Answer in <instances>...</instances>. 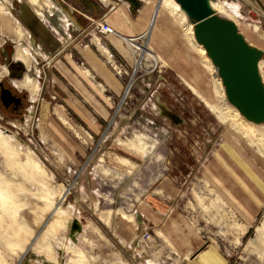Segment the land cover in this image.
Masks as SVG:
<instances>
[{"label":"rangeland","instance_id":"rangeland-1","mask_svg":"<svg viewBox=\"0 0 264 264\" xmlns=\"http://www.w3.org/2000/svg\"><path fill=\"white\" fill-rule=\"evenodd\" d=\"M46 1L42 19L30 0H0V11L4 7L28 33L30 41H20L33 54L29 67L17 60L16 29L3 32L0 23V81L7 79L27 100L21 115L0 106V129L11 145L20 144L5 151L0 142V264H204L215 252L221 264H264V179L258 173L264 175V138L255 146L233 133L231 120H220L217 112L233 106L217 87L215 66L203 62L189 34L169 14L161 19L162 31L147 29L158 0H140L142 8L124 0ZM119 1L123 5H115ZM226 1L229 10L216 13L239 22L245 39L264 50V0ZM111 2L112 18L121 7L127 29L145 28L124 35L110 20L111 36L122 51L125 43L130 63L112 60L95 27L107 12L99 5ZM127 6L141 14L132 19ZM90 32L124 83L109 118L98 119V132L96 122L89 121L92 130L64 102L52 79L51 55L68 52L78 38L87 41ZM122 35L135 38L132 44L143 51ZM9 61L23 63L20 72L12 76ZM188 62L204 70L205 83L199 76L186 79ZM24 73L41 86L34 100L12 82ZM28 154L45 173L37 175L26 164ZM247 186L257 189L254 199ZM123 215L132 216L129 225ZM73 219L79 229L72 230Z\"/></svg>","mask_w":264,"mask_h":264},{"label":"water","instance_id":"water-1","mask_svg":"<svg viewBox=\"0 0 264 264\" xmlns=\"http://www.w3.org/2000/svg\"><path fill=\"white\" fill-rule=\"evenodd\" d=\"M124 1L135 7L140 5V0ZM175 1L193 24L195 40L203 45L215 66L227 101L247 121L264 123V82L259 71L264 50L251 45L235 22L217 14L211 7L213 0ZM0 85L1 104L7 107L12 102L17 103L18 98L11 90ZM71 228H80L77 219H73Z\"/></svg>","mask_w":264,"mask_h":264},{"label":"crops","instance_id":"crops-1","mask_svg":"<svg viewBox=\"0 0 264 264\" xmlns=\"http://www.w3.org/2000/svg\"><path fill=\"white\" fill-rule=\"evenodd\" d=\"M112 2L107 4L104 3V5L102 3V5H99V8L101 10L103 8L107 10L106 15L104 16L107 24L111 22L110 20L113 21V18L111 16V11L113 9ZM119 4L123 5V3L120 1L118 3L115 2V5ZM140 7L142 8V5ZM129 8L130 7L127 6L126 11L132 19H136L141 14L139 11L138 14L134 15V12L131 10V8ZM143 20L144 19L142 18L141 21ZM109 25L113 27L111 23ZM160 25L159 27H161ZM124 27L125 26L123 25L120 26L119 29H117L119 33L124 35H134L136 33L138 34L142 32L143 29H145L143 28L139 29L138 31H133L130 27L128 29L127 27ZM124 29L128 31H125ZM12 30L14 29L12 28ZM88 31L89 30H84L83 35L85 36V33H87ZM95 34L98 35L97 33ZM88 37L89 39H87V41H85L84 38H78L75 42H73L72 49L68 52H64V50L59 49L58 52L54 53L55 55H51V65L53 68H55V71H52V79L54 77L56 82L59 84L61 93H57L62 96L64 102L73 111H75L81 119L85 120V122L90 127L91 125L89 124V121L96 122L99 125L98 129L94 130L92 127L91 129L95 132H98L102 127L98 119L105 120L109 118L113 97L119 96L122 93L124 87L123 81L113 73L108 63L111 58L113 60L114 58H116V56L119 59H123L126 63H130V61L123 53V51H126L127 48H125V43H121L123 46L122 51L119 48V44L117 43L116 39L111 36V33L105 35L102 34V36H99L104 45L108 48L111 58L107 57L106 54H103V52L98 49L96 44L91 41V32ZM76 67L81 70V73L77 72ZM84 69H87L89 74L84 73ZM179 69L182 70L180 67ZM195 71L196 68L192 65V67L187 69V72H183L187 77L186 79L189 80L188 76L193 79L192 77L195 76ZM64 93L67 95V99L69 101H67V99L64 97ZM81 98L84 99V102L81 101ZM86 103L90 104V106L93 107L94 112L97 114V116H94L93 113L84 105ZM255 173L257 175L259 173V176L264 179V175H262L260 172ZM227 177H229L230 180V177L234 176L228 175ZM237 181L238 184L241 182L244 183L243 181ZM244 181L246 182V180ZM245 190L253 192V199L254 195L256 196L258 193V191H255L257 189L254 186H247L245 187ZM253 199L249 202H246V205L252 206V204L255 203ZM240 205L241 209L245 210V208H243V205ZM204 259L205 260L200 262L204 264H221L222 261V259L216 252L213 258L210 256H206L204 257Z\"/></svg>","mask_w":264,"mask_h":264},{"label":"bare ground","instance_id":"bare-ground-1","mask_svg":"<svg viewBox=\"0 0 264 264\" xmlns=\"http://www.w3.org/2000/svg\"><path fill=\"white\" fill-rule=\"evenodd\" d=\"M30 1H31V6H32L34 12L39 17H41L42 19H44L43 9H44L45 6L47 7V5H49L47 3V1L46 0H30ZM144 1L146 2V4H150V1L149 0H144ZM211 7L215 10V12L216 11H219V10H221L223 12H227L229 10V9H227L228 8V3H227L226 0H213V1H211ZM234 9H237L236 4L234 6ZM113 13H114L113 14V18H114L115 23H116L114 25L115 26L117 25L116 26V29H118V25H120L119 22H122L124 26L127 24V19H126V17L124 18L121 7L117 8L116 10H114ZM168 14L173 18V21L181 28V30L184 33H186L187 35L189 34L190 41L196 47V49L198 50L199 54L202 57L203 62L206 65H208L209 67H212V61H210L211 59H209V57L207 56V54L205 52V48L203 47V45H201L200 43H198L195 40V38H194V34H193V24L189 21V19L187 18L185 12L180 8L179 4L175 0H158V2L156 3V5H153V8L150 11L149 19H148V22H147V29H149V28H151L153 26L152 29H157L159 31H162V30H160V27H159L160 22H161L160 20L164 16L166 17ZM11 15L12 14H10L8 11H6V9L4 7H3V11L2 12L0 11V23H2V22L4 23V25H3V32L8 31L7 33H9L12 30V27H13V29L14 28L16 29L15 30L16 37L14 39H16V42L17 43L14 46V57L17 60L22 61L23 63H25V65L27 67H29L30 57H32L33 54L25 46V44L20 41V38L22 36V37L25 38V40L27 42H29L30 39H28V33L21 28L22 27L21 24H19V22L17 21V19L14 16H11ZM2 19H3V21H1ZM6 19H8L10 22L7 23L6 22ZM125 20H126V24H125ZM236 23L238 24L239 29H240L239 22L236 21ZM126 27L127 26H125L124 28H126ZM111 29H112V32L111 33H113L114 28L111 27ZM125 31H127V30H125ZM107 34H110V33H107ZM254 35H256V34H254ZM123 36L124 35H122V37ZM261 38H262V36H261ZM122 39H124L125 41H127L131 45H133L132 44V41L135 40V38H133V39L132 38L131 39H127L126 38L125 39V37H123ZM120 41H122V40H120ZM120 41H118V42H120ZM188 42H189V40H188ZM136 45H138V44H136ZM133 46H135V45H133ZM135 47L137 49H140L141 52L144 49V48L142 49V46L141 45L140 46H135ZM34 50L35 51H38V53L41 56H46L45 53L41 52L37 48H34ZM155 56L159 58V55L158 54L155 55ZM188 63H189V67L188 68L192 67L191 62H188ZM263 68H264V59L261 58V60L259 61V71H260V73L262 75V80L264 82ZM4 72H5V69H3V70L0 69V75L2 73H4ZM37 73H38V70H37ZM194 75L197 76V77L198 76L201 77L204 80V83H205V81H206L207 78H206V74H205V72H204V70L202 68H200L199 66H197L196 67V71L194 72ZM28 80L30 81L31 85H30V83H26ZM12 82H13V84H15L14 87L20 88V86H25L24 88H26V90L29 92L30 97L33 100L37 98V95H38V92H39V89H40L41 86L39 85V81L37 80L36 77L30 78L28 74L24 73V76H23V79L22 80H20V81L13 80ZM206 84H208V83H206ZM216 84H217L218 89H220L221 94H222V92L224 93V89L222 87L223 85H222V82H221L220 77L216 78ZM125 92L127 94V91H125ZM206 93H207V91H205V95H208ZM205 97L208 99V96H205ZM230 109H231V111H228L227 109H225L224 112H221V111H218L217 112V115L220 118V120L222 122L223 121L226 122L228 120H231L230 121L231 123L229 122V124H231L230 126L232 127L233 133L235 135L238 134L237 136L244 137L249 143L255 144V146H256V144H258L259 141L262 142V138H264V125L263 126H260V125H256L257 123H253V122L247 121L245 118H243L242 115L239 116L240 113L238 114V110L237 109H234L233 107H230ZM217 115H216V117H217ZM23 119L21 118V120H23ZM28 120L29 119L26 118V121H28ZM2 131L3 130L0 129V142L4 146L5 151L6 150H12L13 151V149L14 150L15 149H19L18 147H19L20 144H18V143L15 142V145H11V143L7 140L6 134L3 133ZM139 142L140 143H144V142H141L140 140H139ZM132 145H133V147L137 146V144H134V143ZM141 148H140V150L142 151L141 152V155H142V154L145 153L146 150H143ZM262 153L264 154V150L262 151ZM16 158H17V156H16ZM19 159H18V161H19ZM117 159L119 160L120 157H117ZM25 162L31 168L35 169V173L37 175H41V174L45 173V171L42 169V167L39 165V163L36 162V161H34L32 159V156H30L29 154H28V159ZM128 164L131 165L130 162H128ZM5 182H6V180H5ZM63 188L66 189V187H64V186H63ZM6 190H7V188H6ZM3 192L5 193V191H3ZM7 192L9 193V191H7ZM63 193H64V190H63ZM2 198H4V197H2ZM48 204H50V203H48ZM58 213H63V212L59 210ZM120 216H122V215H120ZM123 216H124L125 219H128V221H129L128 222L126 220L124 223L129 225L130 221H132V216L131 215L130 216L123 215ZM106 221H108V218L106 219ZM57 222H59V221H57ZM63 226H65V223L64 222H63ZM132 226H133V224H131L130 226H127V227L129 228V227H132ZM50 229H53L52 226L50 227ZM65 263L66 264L67 263H70V261L69 260L68 261L65 260Z\"/></svg>","mask_w":264,"mask_h":264},{"label":"flooded vegetation","instance_id":"flooded-vegetation-1","mask_svg":"<svg viewBox=\"0 0 264 264\" xmlns=\"http://www.w3.org/2000/svg\"><path fill=\"white\" fill-rule=\"evenodd\" d=\"M8 66H9V68H10V73H11L12 76L15 75L16 72H17V71L20 69V67H21V66H19V65H17V64L12 65L11 61H9ZM18 72H20V71H18ZM0 83L2 84L3 87H5V88H6V87L9 88V89L11 90L12 94L15 95V96L18 98V102H17V103L12 102V103L9 104V106H7V107H4V106L1 104V102H0V105H2V107H3L4 109H8L9 111H11V112H13V113L16 112V114L20 113L19 115H21V109H22V110H25L23 106H24V103L27 101L25 95L22 94L21 92H18V91L16 92V90H15L14 88H12L13 86H12V87L10 86V83L8 82L7 79H6V80H3V81H0ZM10 87H11V88H10ZM0 88H1V85H0ZM27 103H28V102H27Z\"/></svg>","mask_w":264,"mask_h":264},{"label":"built area","instance_id":"built-area-1","mask_svg":"<svg viewBox=\"0 0 264 264\" xmlns=\"http://www.w3.org/2000/svg\"><path fill=\"white\" fill-rule=\"evenodd\" d=\"M95 22V27L98 32L101 34H107L111 33L112 29L111 27L107 24V22L103 19H97Z\"/></svg>","mask_w":264,"mask_h":264},{"label":"trees","instance_id":"trees-1","mask_svg":"<svg viewBox=\"0 0 264 264\" xmlns=\"http://www.w3.org/2000/svg\"><path fill=\"white\" fill-rule=\"evenodd\" d=\"M34 23V22H33ZM2 107V105H0ZM3 108V107H2ZM4 109V108H3ZM7 113L10 112L8 109H4ZM24 112H21L23 114Z\"/></svg>","mask_w":264,"mask_h":264}]
</instances>
